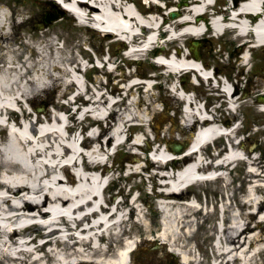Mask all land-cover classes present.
Returning <instances> with one entry per match:
<instances>
[{
  "label": "bare ground",
  "instance_id": "obj_1",
  "mask_svg": "<svg viewBox=\"0 0 264 264\" xmlns=\"http://www.w3.org/2000/svg\"><path fill=\"white\" fill-rule=\"evenodd\" d=\"M170 1L177 3L179 16H165L161 7L135 9L117 0H1L0 264H137L134 256L137 249L150 243L168 255V246L176 245L183 264H202L190 239L198 230L214 238L211 249L215 257L208 264H264V234L260 233L257 221L264 219V198L259 199L256 194L258 188L252 183L249 162L244 198L236 197L232 203L233 193L224 192V186L212 187L213 191H220V196L206 195L205 202L197 193L205 183L222 180L229 185L225 173L215 179L206 175L242 160L241 148L232 143L218 157L210 153L215 160L213 164L210 160L203 162L209 156L201 151L213 137L234 138L237 124L205 118L199 101L187 96L183 122L200 126L184 154L167 153L160 142L153 148L160 156L157 160L142 161V156H138L127 163L107 165L105 158L112 156L108 151L111 148L115 152L134 147L149 149L141 147L136 136L131 139L122 136L132 127L141 129L150 120L147 116L157 109L159 97L151 92L153 85L147 84L148 74L129 70L114 79L117 87L121 81L125 83L118 90L122 89L128 99L125 112L117 113L116 121L109 123L110 114L116 112L119 102L111 88L105 91L96 87L89 92L86 84L79 82L86 67L81 58L73 66H69L72 55L63 59L65 66L41 63L47 57L44 51L59 57L66 52L56 45L62 34L58 31L60 26L38 31L31 27L49 12L45 4L56 3L60 8L65 7L63 18L77 21V27H86L99 38L102 32L104 37L120 35L127 40L126 47L128 43L137 46V50L124 56L125 60L132 55L144 56L149 47H156L158 59L164 63L155 64L157 71L151 73L153 77L168 81L172 75L195 71L196 59L201 58H194L180 47L173 51V47L192 36L204 37L201 20L212 32L210 40L227 35L236 42L235 50L241 52L237 63L249 66L247 72L252 70L248 51L264 52V0H215L220 6L212 12L213 0ZM10 38L11 43L14 41L28 50L27 56L21 58L18 47L8 48L6 41ZM106 41L100 40V44ZM109 63V59L101 61V72H113ZM51 70L61 73L54 75ZM100 79L97 77V82L101 83ZM57 87L75 88L65 104L56 103L43 115L31 106L26 107L25 102L34 96ZM133 90L141 93L138 100H134ZM208 90L212 95L207 101L225 109L234 108L237 103L248 105L249 102L254 107L260 104L256 105L251 95L243 99L235 91L230 93L227 84L220 88L208 86ZM86 91L87 98L73 105L72 101ZM62 110L66 112L64 117ZM89 115L99 117L94 121L101 126L100 132L89 127L92 122L86 121ZM102 121L106 122L105 126ZM167 130L172 131L168 126ZM81 133L86 136L79 141ZM239 143L244 146L243 141ZM169 154L175 157H167ZM80 158L84 159L83 166L79 164ZM124 166L125 174L131 177L145 170L149 172L147 177L155 188L152 195L157 197L156 207L161 214L157 227L146 219L136 195H128L124 200L113 195L110 196L113 205L102 206L107 201L106 186L102 187L106 182L115 183L124 192V174L114 175ZM98 167H102L100 172L85 169ZM70 168L74 171L70 172ZM66 172L70 176L64 177Z\"/></svg>",
  "mask_w": 264,
  "mask_h": 264
},
{
  "label": "rangeland",
  "instance_id": "obj_2",
  "mask_svg": "<svg viewBox=\"0 0 264 264\" xmlns=\"http://www.w3.org/2000/svg\"><path fill=\"white\" fill-rule=\"evenodd\" d=\"M0 4H2L1 0H0ZM45 6L47 8V11H49L48 13H45V14L48 16L55 15L53 16L54 18H52L51 21H46L44 19L45 14H43L39 18L38 22H34L31 25L32 29L35 31H38V30H42L43 28H53V27L60 26L58 31L61 32L62 34H59L60 37H58L59 39H57L56 45L62 49H65L66 52L69 51L72 54L66 53L63 50L64 55L59 57L57 54H54V56H52L53 54L49 50H47L43 52L47 55V57L43 59L41 63L43 65L45 64L46 66H48L49 64L55 62L56 64L65 66L63 59H65V56L72 55L74 57L69 59L71 63V65L69 66H73V65H76L75 61L81 58L86 68H89V69H87L86 72L83 71V73L80 74L79 82H84L89 92L92 89H96V87H99L101 90H105V89L109 90L111 88L114 94L123 98L122 102H120V104H117L116 112L113 114H110L111 116H110L109 123L110 122L113 123L117 119V115H116L117 113L125 112V109H124V107L126 106L125 101L128 99L127 97H125V93L123 92L122 89L118 90V87L121 84H119L118 87L114 85L115 84L114 79H116V73H120V72L119 71L114 72V70L112 73L101 72L100 68L98 69V67L91 68L90 70V67H89L91 66L90 62H95L96 66L100 65L101 62H99V60L100 61L106 60L108 54H110L109 60L111 61L113 60L112 62L109 63L110 68H113L115 65H118L120 69L123 68V70L121 71V75L128 73L129 70H133L135 67L133 66L132 67L129 66V68L125 67L127 65L126 64L127 61H125L123 57L124 52L121 49V45L119 44V42H115L113 38L111 39L110 37H107V36L104 37L102 33H100L101 37L99 38L97 37L96 33L87 29L86 27L85 28L77 27L75 20L68 21L67 19L63 18L64 11H61L60 8L58 9L61 11V13H57V11H55L56 9L52 7V5L45 4ZM13 31L16 32L17 28L14 27ZM224 36H225L224 40H214V39L209 40L208 38H203L197 44V47L199 50L200 58L205 60L208 65L215 64L219 72L226 70V72L230 76V74L236 69L237 65L235 62L238 60L240 56H239V52H235V49L238 47V45H236L237 43L231 41V39H228L227 35H224ZM100 40H103V41L109 40V41H106L100 44ZM6 43H8L9 45L8 48H11V46L18 47L19 52H22L21 58H24L23 55L27 56L28 50L23 49L22 46H19L14 41L13 43H11V38L8 39ZM185 44L189 45L190 43H185ZM107 45L109 46V50L106 51ZM177 46L182 47V43L178 44ZM69 48L71 49L68 50ZM249 53H250V64L253 65L254 67L251 66L252 70L250 72H247V77H248L247 82H245V79L241 77L240 83L235 88L237 90V94L241 95V98L245 99L246 97H248V95H251L250 98L253 101H255L257 105L260 99L257 98V95L255 93L257 89H255L256 87L254 86L260 83L259 82L260 76L262 77L261 81L264 83V52L256 49L255 51H249ZM0 61H1V56H0ZM140 63L141 64H139V66L136 67L137 69L135 68L136 69L135 71H139V72L141 71L145 73V72H148V70H150L146 66L147 65L146 60L144 61L141 60ZM155 64L156 63H154L153 61V65ZM248 67H246V70ZM150 71L154 74L156 73L157 70L155 71L150 70ZM51 72L54 75H59L61 73L59 70H51ZM257 72H259V74L256 77L254 73L257 74ZM108 76L110 77V79ZM97 77L101 78L100 79L101 83L102 82L108 83L106 88H104L106 83H104L105 84L104 86L101 85V83L97 82ZM183 77H185V75H183L182 78ZM172 78L173 77L170 76L168 78V81L162 78H161L162 79L161 81V79H159L158 77L146 79L147 84L149 86L153 85L151 87V92H153L156 95V97H159V101H157V103L155 104L157 108L156 111L152 113L151 116H147V119L148 118L152 119L154 115L152 124L155 127L156 121L158 122L160 115L164 113L163 119L162 120L160 119L161 121H159L160 126L157 130L158 137L155 140H153L154 134L151 132V129L148 125V121L143 123V125L141 126L140 132L136 131L135 128H132V129L130 128V130L122 134L123 137L125 136V134L130 136V139L132 138V136H136L137 141L141 143V145L147 146L150 150L155 146L156 143L161 142V145L164 146L166 145L165 143L167 142L166 140L175 139V138L185 139L189 137L190 132L186 127L184 128L183 115L180 110L183 101L178 99L175 96V94L172 91H170L168 87V85L170 84V81H172L171 80ZM183 80L185 84L188 83V79L186 77ZM121 83H124V82L121 81ZM156 84H158L159 86L156 87ZM74 90H75L74 87H71V88L67 87L66 90L63 87H60V88L57 87L55 89L48 88V89H45V91L34 96V98L30 100V103L35 109L37 107L40 108V109L37 108L35 111L38 112L40 115H43L47 109L54 108L53 107L54 104L56 103L65 104L67 100H69L71 97L69 93H71V91H74ZM193 92L194 93L192 95V98L194 97V100L201 102V100H204L205 97L211 100L212 94L211 95L208 94L209 93L208 88H205L204 90L203 88L198 87V88H195ZM131 93H132V96H134L133 97L134 100H138L141 97V93L139 91L137 92L136 90H133ZM85 98H87V91L85 94L82 93L80 96L76 97L75 99L76 105L77 103L80 104V101ZM75 101H74V104H75ZM25 105L26 107H28L29 101L25 102ZM257 108L260 111L257 110ZM237 109H238L237 114L230 113V115L221 116V118L224 116V118H227V120H229L228 125H230L232 122L235 123L238 119L240 120L238 122V125H237L238 128L236 130L235 135L236 136L240 135L239 138H241V140L244 142V146L242 147L241 144L239 143L237 147L238 148L240 147L241 149H243L248 154V157H249L247 162L243 160H240L239 162L237 161L232 162V165L234 166V168L230 170V174L226 176L227 182H229V185L231 184L229 188L230 189L229 192L233 193L232 203H235L234 199L236 197H239L240 199H242L245 196L244 193H245V190L248 184L246 180V174H247L246 169H247L248 162L253 172L251 176L252 183H254L256 187L258 188L256 189V194L258 195L259 199L264 198V102L262 103L260 102V104L257 105L256 107L250 106L249 102H248V105L239 104ZM61 115L62 117H64L66 115V112L62 110ZM167 126L171 128L172 131L167 130ZM182 130L185 131L184 134L181 133ZM145 138L147 139L148 142L144 141ZM91 142H92L91 140L90 142H88V146H90ZM143 152L144 151H141L137 148L122 149L114 153L113 163L115 165H118L119 163H123V162L127 163L130 160H133L134 158L138 156H143ZM166 152L171 153V151H167V150ZM201 152L202 153L205 152V149L204 150L202 149ZM156 154L158 153L156 152ZM110 159H112V157H110ZM124 168L125 166L121 169H124ZM120 172H121L120 170L116 171L114 172V175L115 176L119 175L120 177ZM146 174L148 175L149 172L145 171L144 177H146ZM136 177L137 176L126 177L125 175H123V178H124L123 181L132 182L134 180H137L136 187L142 190V188L139 187L140 185V183H138L139 178L138 177L136 178ZM150 180L152 182L151 178ZM226 185L221 180V181H217L216 183H209V184L205 183V184H202L200 187H205L208 190L209 193H206L208 194L207 196H211L215 198V197L220 196L219 195L220 191L219 190L213 191L212 187L215 186L219 189L221 186H224L222 188V190H224L225 188H228ZM210 189H212L211 192H210ZM142 199L143 200L141 202V205L146 213L145 215L146 219L152 222L154 224V227H157L158 222H159V219H158L159 212L158 210L156 211L155 206L153 204L155 202L153 201L154 198L149 196L147 193L144 194L142 192ZM246 209L247 207L244 206L243 210L245 211ZM257 221H258V224L260 225V228H259L260 233L264 234V219L260 218ZM190 239L194 246V249L196 250V254L200 258V260H202V262L204 263L210 262V259L212 258V255H213V251L211 249V246H212L211 240L213 239V235L207 237V234H205L204 232H201V230H198L197 234ZM159 254H162V256L157 259L156 255H159ZM134 256L137 259L136 263L138 264H148V261L150 262V264H165V263H168V261L169 262L173 261V258H178L172 253L168 255V254H165V252L159 251V247H156L152 245L151 243L148 244V246L145 249L138 248L137 253ZM262 258L263 257L261 255L260 259Z\"/></svg>",
  "mask_w": 264,
  "mask_h": 264
},
{
  "label": "water",
  "instance_id": "obj_3",
  "mask_svg": "<svg viewBox=\"0 0 264 264\" xmlns=\"http://www.w3.org/2000/svg\"><path fill=\"white\" fill-rule=\"evenodd\" d=\"M173 149L175 150H178V151H180L182 148L180 147V146H178V145H175L174 147H173Z\"/></svg>",
  "mask_w": 264,
  "mask_h": 264
}]
</instances>
